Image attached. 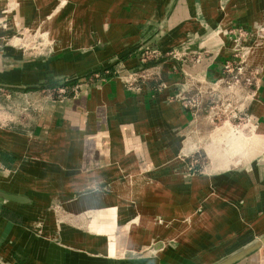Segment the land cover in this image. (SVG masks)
<instances>
[{"label":"crops","instance_id":"1","mask_svg":"<svg viewBox=\"0 0 264 264\" xmlns=\"http://www.w3.org/2000/svg\"><path fill=\"white\" fill-rule=\"evenodd\" d=\"M19 1L0 12V37L44 27L56 47L21 57L0 42V90L15 106L32 88L77 87L43 98L34 127L0 113V264H213L252 244L230 264H264V38L256 44L251 32L264 0ZM216 25L251 30L242 69L258 77L243 99L247 142L203 165L227 171L199 175L182 157L198 127L181 99L224 79L227 38L197 42ZM141 42L175 55L208 50L151 65L130 91L111 75L141 67Z\"/></svg>","mask_w":264,"mask_h":264},{"label":"rangeland","instance_id":"2","mask_svg":"<svg viewBox=\"0 0 264 264\" xmlns=\"http://www.w3.org/2000/svg\"><path fill=\"white\" fill-rule=\"evenodd\" d=\"M21 2L19 0H0V12L2 14L7 13L9 15L11 11L18 8ZM17 4V6H16ZM5 21H3L4 23ZM7 27V26H5ZM21 30V29H20ZM31 33H20L15 32L12 35H4L0 37V42L11 43L12 47L18 48L21 53V57H33V58H44L49 56L56 47L55 40H49L47 38V33L44 27H39L37 30H30ZM217 31H221L222 35L227 38V46L230 47V56L226 60L227 68L224 67V79L218 85H210L207 89L199 90L198 87L192 88V93L188 98H182L183 105L188 108L193 114V126L197 128V132H193V136L190 139L191 145L184 151L182 157L188 160L192 164L190 173L194 174H204L206 173H219L222 172V167L209 166L203 171V165L207 162L212 164L214 162L220 163V161L227 159L228 156L238 152V148H233V146H243L245 145L244 137L249 138L250 135V125L245 117L242 115L243 105L247 89H251L254 82V78L258 77V72H253L252 70H247L245 64L248 63L249 56L251 54L252 44H249L248 39H250L251 32L254 35V43L259 44L264 38V21L257 24L251 30L236 29L233 27L221 28L218 25L214 26L207 32H205L202 37L198 38L197 42L212 41L219 42V38L216 37ZM251 31V32H250ZM220 34H218L219 36ZM188 39V38H187ZM188 41V40H187ZM221 44H226L222 42ZM5 45L0 44V51L4 49ZM203 46V45H202ZM214 47V46H213ZM204 50H208L205 47L200 49V52L196 53H183L180 55H175L171 51L160 52L151 43L141 42L135 48L137 65H141L137 70H122L119 67L115 68L111 77H114L125 89L130 91H136L138 89V80H143L152 75L150 72V66L165 61H170L174 57L185 59L192 63L196 59L199 60L203 55L207 54ZM233 60V61H232ZM116 58H111L108 63H119ZM224 63V66L226 65ZM239 63V64H237ZM237 68H240L237 70ZM173 72V70H172ZM100 73V74H99ZM107 73L102 71H92L81 76V82L84 81H94V79L100 78ZM135 78V80H132ZM198 85V84H197ZM67 86L66 81H62L57 88L52 89L48 86L47 89L43 91L40 88L34 90L32 88L27 96L26 101L22 99H16V105H11L13 102L12 92L8 88L2 87L0 90V113L7 114L5 117V122L9 126L18 127L19 124L25 122L28 125L34 127L37 123V118L40 110H42L44 105L43 98H54L56 95H64L67 90L60 93L57 89ZM220 90L218 91V89ZM222 89V90H221ZM242 91H245L243 93ZM22 93V91H20ZM17 92V93H20ZM240 95L237 97L236 94ZM48 95V96H47ZM41 98L42 103L39 101ZM21 101V102H20ZM15 116V117H14ZM21 122V123H20ZM18 124V125H17ZM200 125L204 126V134L199 133ZM207 127V129H205ZM207 144V148L205 145ZM204 146V149H201ZM242 155V154H241ZM247 154L243 157L246 158ZM218 171V172H217ZM227 171V169H226ZM205 173V174H206ZM157 222V221H156Z\"/></svg>","mask_w":264,"mask_h":264},{"label":"water","instance_id":"3","mask_svg":"<svg viewBox=\"0 0 264 264\" xmlns=\"http://www.w3.org/2000/svg\"><path fill=\"white\" fill-rule=\"evenodd\" d=\"M260 240L261 241L264 240V237L260 238ZM256 245L257 244H252L250 246H246L244 248H241L240 250L218 260L217 262H215L213 264H230V263L234 262L235 260L239 259L240 257H242L243 255H245L250 250H252Z\"/></svg>","mask_w":264,"mask_h":264},{"label":"built area","instance_id":"4","mask_svg":"<svg viewBox=\"0 0 264 264\" xmlns=\"http://www.w3.org/2000/svg\"><path fill=\"white\" fill-rule=\"evenodd\" d=\"M227 63H226V65L224 66L225 68H227ZM240 68H237V70H239ZM132 80H135V78H132ZM76 87L77 86H75V87H73V88H69V87H67V86H64L63 88H58L57 90L60 92V93H63L65 90L64 89H69V90H71L72 91V93H74L75 94V92H76Z\"/></svg>","mask_w":264,"mask_h":264}]
</instances>
